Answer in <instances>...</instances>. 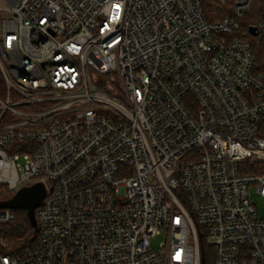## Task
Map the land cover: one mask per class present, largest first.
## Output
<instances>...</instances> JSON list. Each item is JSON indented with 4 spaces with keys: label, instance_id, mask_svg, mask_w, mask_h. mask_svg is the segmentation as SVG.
Listing matches in <instances>:
<instances>
[{
    "label": "built area",
    "instance_id": "2783aa9c",
    "mask_svg": "<svg viewBox=\"0 0 264 264\" xmlns=\"http://www.w3.org/2000/svg\"><path fill=\"white\" fill-rule=\"evenodd\" d=\"M252 1L0 0V195L45 187L0 264H264Z\"/></svg>",
    "mask_w": 264,
    "mask_h": 264
},
{
    "label": "trees",
    "instance_id": "16d2710c",
    "mask_svg": "<svg viewBox=\"0 0 264 264\" xmlns=\"http://www.w3.org/2000/svg\"><path fill=\"white\" fill-rule=\"evenodd\" d=\"M202 10L208 22L220 20L225 15V10L219 0H201ZM226 16V15H225ZM240 35L253 49L255 53V70L264 73V31L256 36L249 34L250 27H258L264 23V5L253 7L240 20ZM0 201H5L0 195ZM13 220L0 222V253L12 256H22L27 249L36 244V228L30 222L24 209L11 210ZM202 264H213L212 249L202 240L200 241Z\"/></svg>",
    "mask_w": 264,
    "mask_h": 264
},
{
    "label": "water",
    "instance_id": "95a60500",
    "mask_svg": "<svg viewBox=\"0 0 264 264\" xmlns=\"http://www.w3.org/2000/svg\"><path fill=\"white\" fill-rule=\"evenodd\" d=\"M252 36L257 35V27H250L248 30ZM45 195V187L38 182L29 187L21 188L12 198L0 201L1 210H18L24 209L30 222L37 230L35 211L40 207Z\"/></svg>",
    "mask_w": 264,
    "mask_h": 264
},
{
    "label": "rangeland",
    "instance_id": "374dc122",
    "mask_svg": "<svg viewBox=\"0 0 264 264\" xmlns=\"http://www.w3.org/2000/svg\"><path fill=\"white\" fill-rule=\"evenodd\" d=\"M262 4V0H253V7H259ZM225 10V15L230 13L229 7L221 8ZM224 15V16H225ZM256 205L259 208V216L264 219V201H256ZM163 237L156 238L152 241V246L158 247L163 242Z\"/></svg>",
    "mask_w": 264,
    "mask_h": 264
}]
</instances>
